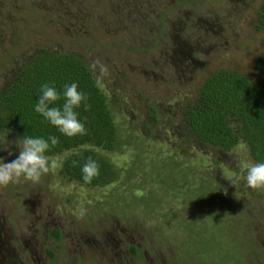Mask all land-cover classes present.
Instances as JSON below:
<instances>
[{
    "label": "rangeland",
    "instance_id": "rangeland-1",
    "mask_svg": "<svg viewBox=\"0 0 264 264\" xmlns=\"http://www.w3.org/2000/svg\"><path fill=\"white\" fill-rule=\"evenodd\" d=\"M261 2L0 0V90L41 48L98 59L118 139L102 153L120 168L86 186L60 173L62 152L38 184L0 188V264H264V191L244 179L255 162L243 143H202L183 119L211 74L260 79ZM16 142L0 131L5 163Z\"/></svg>",
    "mask_w": 264,
    "mask_h": 264
},
{
    "label": "trees",
    "instance_id": "trees-1",
    "mask_svg": "<svg viewBox=\"0 0 264 264\" xmlns=\"http://www.w3.org/2000/svg\"><path fill=\"white\" fill-rule=\"evenodd\" d=\"M257 20L263 27L264 0ZM254 68L260 76L257 81L228 71L208 76L183 112V119L187 130L202 143L225 151L243 143L253 162L264 163V53L255 57ZM44 82H54L61 91L65 83L75 82L88 95L90 110H77L86 135L63 136L34 111ZM0 131L14 133L17 140L25 135L57 136L59 143L47 155L70 152L59 170L69 180L100 187L118 177L120 168L102 153L118 150L117 129L106 97L84 61L73 53L41 48L18 65L15 77L0 90ZM89 157L97 161L100 171L85 183L81 168Z\"/></svg>",
    "mask_w": 264,
    "mask_h": 264
},
{
    "label": "clouds",
    "instance_id": "clouds-1",
    "mask_svg": "<svg viewBox=\"0 0 264 264\" xmlns=\"http://www.w3.org/2000/svg\"><path fill=\"white\" fill-rule=\"evenodd\" d=\"M97 85H103L105 78L109 76L108 67L98 59L89 64ZM39 97L35 103L34 111L39 114L44 121L48 122L57 131L66 137L84 136L87 129L79 119L78 109L83 108L89 111L91 104L88 95L79 89L77 83H65L62 91L58 90L54 82H44L39 89ZM63 101L62 104L59 103ZM59 143L55 135L44 137L24 136L18 138L16 146L19 149L18 156L5 163L4 158H0V188L22 182L38 184L47 175L52 167L47 153ZM12 155L11 152L8 153ZM76 165V162H73ZM85 183L99 175L100 165L97 161L89 157L81 168ZM246 185L257 191H264V163H249L244 176ZM227 190L225 189V195ZM85 209L81 208L79 216L85 215Z\"/></svg>",
    "mask_w": 264,
    "mask_h": 264
}]
</instances>
